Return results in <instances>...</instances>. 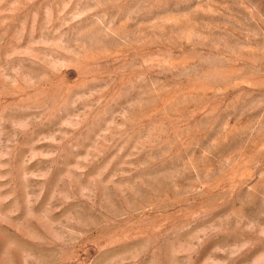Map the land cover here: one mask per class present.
<instances>
[{"label":"rangeland","instance_id":"1","mask_svg":"<svg viewBox=\"0 0 264 264\" xmlns=\"http://www.w3.org/2000/svg\"><path fill=\"white\" fill-rule=\"evenodd\" d=\"M0 264H264V0H0Z\"/></svg>","mask_w":264,"mask_h":264}]
</instances>
